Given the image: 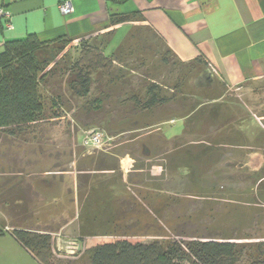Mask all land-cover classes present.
<instances>
[{"label":"rangeland","instance_id":"obj_1","mask_svg":"<svg viewBox=\"0 0 264 264\" xmlns=\"http://www.w3.org/2000/svg\"><path fill=\"white\" fill-rule=\"evenodd\" d=\"M131 20L138 21L137 15ZM121 30L122 34L127 32L122 39L112 38L110 29L64 38L66 47L62 51V38L47 41L46 52L54 57L57 73L39 84L45 118L30 127L32 132L25 141L0 131V200L1 194L17 183L25 192L15 205L4 206L0 201V227L13 230L14 223L17 228L52 236L54 242L63 234L80 237L58 226L74 208V189L67 180V196H63L64 189L56 180L61 175L51 172L75 168L84 174L104 165L114 168L117 175L113 180L117 219L111 221L108 233L81 237L86 242L76 258H61L51 251L53 263L62 259L67 264H87L93 244L117 237L133 242L157 240L163 245L174 238L216 237L246 244L247 254H243L241 264L251 258L264 259V211L254 214L251 207L264 191V179L260 188L254 187L258 182L253 176L256 172L242 166L244 157L239 151L218 145L217 125L197 112L192 118V133L177 144L160 140L155 134L123 128L134 126L128 121V125H122L123 118L129 120L135 114L133 97L144 96L148 86H155L166 98L160 106L186 113L193 100L181 98L179 87L197 63L177 60L148 26L136 24ZM87 48L95 57L102 55L105 59L91 74L89 93L73 96L66 91L65 79L69 67ZM247 82L228 92L250 116L264 124V77ZM89 128L102 131L101 146L82 144L84 131ZM126 153L130 171L125 177L118 168ZM43 168L48 171L43 172ZM45 177L55 181L46 183ZM165 202L168 205L160 216L155 206L160 210ZM30 253L6 234L0 235V264H40Z\"/></svg>","mask_w":264,"mask_h":264},{"label":"crops","instance_id":"obj_2","mask_svg":"<svg viewBox=\"0 0 264 264\" xmlns=\"http://www.w3.org/2000/svg\"><path fill=\"white\" fill-rule=\"evenodd\" d=\"M62 1L0 0V8L9 14L12 24V28L7 29V18L0 17V50L6 40L23 38L30 33L43 41H53L110 29L112 38L122 39L127 32L122 34L121 28L129 30L136 24L148 26L177 60L197 63L179 87L181 98L191 97L190 104L194 105L186 113L165 106L140 111L129 120L123 118L122 125L134 124L123 128L128 132L155 134L160 140L177 144L192 133V118L199 112L205 115L203 119L217 125L215 139L219 146L240 152L244 157L242 166L247 171L258 172L264 167V124L256 116H250L228 92L247 85L249 80L264 77V0H70L73 11L66 14L58 8ZM113 12L137 13L138 21L111 24ZM127 155L120 159L118 168L125 177L130 171ZM114 171L107 166L86 170L84 174L83 170L75 168L51 172L63 176L55 177L64 189L63 196H67V180L71 190L74 189V213L72 209L63 217L58 224L60 229H69L80 237L109 232L111 221L117 219L113 211L117 193ZM78 174L82 176L79 178ZM43 180L55 181L48 177ZM257 184H253L254 187ZM47 188L51 190L50 186ZM251 204L254 214L264 211V191H260ZM167 205V202L161 203L160 210L155 206L158 215L162 216V209ZM3 228L4 234L30 253L8 227Z\"/></svg>","mask_w":264,"mask_h":264},{"label":"trees","instance_id":"obj_3","mask_svg":"<svg viewBox=\"0 0 264 264\" xmlns=\"http://www.w3.org/2000/svg\"><path fill=\"white\" fill-rule=\"evenodd\" d=\"M134 15L137 13L113 12L110 23L129 21ZM60 40L64 41L60 46L62 51L66 47V40L64 38ZM47 44V41L30 33L23 38L6 40L0 50V131L7 136L25 141L32 132L30 127L45 118L39 84L41 81L47 82V78L57 73V63H52L54 57L46 52ZM92 51L90 48L84 49L78 61L68 69L65 87L66 91L73 96L89 93L92 83L91 74L95 71L96 64L105 59L102 55L95 57ZM133 102V111L137 113L160 106L166 102V98L155 86H148L146 94L133 97ZM100 167L107 166L100 165ZM253 174L254 180L258 178L257 187H261L264 167ZM22 187V184L17 183L6 189L1 194L2 205L19 203L18 201H21L23 199L21 197L25 194ZM11 226L14 237L34 255L40 264H67L62 259L56 263L50 260L49 235L17 228V224L14 223ZM4 233L5 229L1 226L0 235ZM181 234L183 233H178V235ZM245 246L244 243L216 237L174 238L166 245L157 240L133 242L126 237H117L110 241L93 244L89 249L87 264H241L243 254H247L244 251ZM65 261L69 262V260ZM246 264H264V259L251 258Z\"/></svg>","mask_w":264,"mask_h":264},{"label":"built area","instance_id":"obj_4","mask_svg":"<svg viewBox=\"0 0 264 264\" xmlns=\"http://www.w3.org/2000/svg\"><path fill=\"white\" fill-rule=\"evenodd\" d=\"M58 8L61 13L66 14L73 11V5L70 0H64L58 4ZM7 18L5 27L7 29L12 28V24L9 18V14L0 8V17ZM103 133L97 128H89L84 131L82 136V144L85 146L99 147L103 144ZM85 239L81 237H73L68 235H60L56 237V241H52L50 237L51 251L61 258H76L79 253L84 249ZM54 243V244H53Z\"/></svg>","mask_w":264,"mask_h":264}]
</instances>
